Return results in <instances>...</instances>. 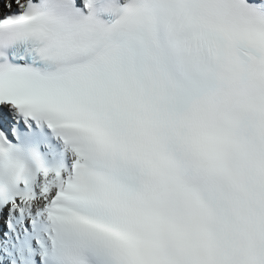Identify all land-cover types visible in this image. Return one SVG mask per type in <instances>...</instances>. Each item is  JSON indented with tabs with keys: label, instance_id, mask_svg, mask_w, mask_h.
<instances>
[{
	"label": "snow or ice",
	"instance_id": "6c2138e0",
	"mask_svg": "<svg viewBox=\"0 0 264 264\" xmlns=\"http://www.w3.org/2000/svg\"><path fill=\"white\" fill-rule=\"evenodd\" d=\"M0 264H264V0H0Z\"/></svg>",
	"mask_w": 264,
	"mask_h": 264
}]
</instances>
